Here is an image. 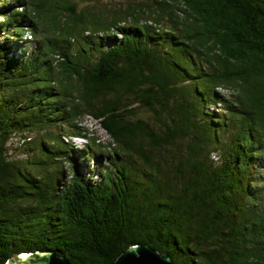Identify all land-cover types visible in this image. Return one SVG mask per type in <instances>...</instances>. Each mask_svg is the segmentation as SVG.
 I'll list each match as a JSON object with an SVG mask.
<instances>
[{
    "label": "trees",
    "instance_id": "1",
    "mask_svg": "<svg viewBox=\"0 0 264 264\" xmlns=\"http://www.w3.org/2000/svg\"><path fill=\"white\" fill-rule=\"evenodd\" d=\"M137 243L264 264V0H0V264Z\"/></svg>",
    "mask_w": 264,
    "mask_h": 264
},
{
    "label": "water",
    "instance_id": "2",
    "mask_svg": "<svg viewBox=\"0 0 264 264\" xmlns=\"http://www.w3.org/2000/svg\"><path fill=\"white\" fill-rule=\"evenodd\" d=\"M26 254V253H23ZM15 260L9 264H70L69 261L51 251H39L28 253V256ZM14 258V257H13ZM12 258V259H13ZM15 259V258H14ZM113 264H173L167 254H163L148 244H132L123 251Z\"/></svg>",
    "mask_w": 264,
    "mask_h": 264
},
{
    "label": "rangeland",
    "instance_id": "3",
    "mask_svg": "<svg viewBox=\"0 0 264 264\" xmlns=\"http://www.w3.org/2000/svg\"><path fill=\"white\" fill-rule=\"evenodd\" d=\"M74 2L77 3L78 7L81 4L84 3H88L91 2L92 0H72ZM102 1V0H99ZM122 0H120L121 3ZM129 2H136L139 0H128ZM96 4H99L98 2H96ZM34 39V37L32 38ZM81 127L86 128V136L87 137H72L70 140L72 142V144L74 145V147L78 150H81L85 144H87L88 142H91V138L95 139L96 143L102 144L104 145L107 149L111 146H113L112 144H110V138L108 136V134L106 133V131L100 126L99 122L93 118L90 115H86L84 116L78 123ZM83 156L79 158V160H83ZM106 161L105 157H100L98 159H94L90 161V163L92 165H96V166H100L102 165L104 162ZM66 166V164H65ZM15 258V259H14ZM13 259H11L12 263H16L15 260H18V257H14ZM21 258V255L20 257ZM9 264V263H7Z\"/></svg>",
    "mask_w": 264,
    "mask_h": 264
},
{
    "label": "bare ground",
    "instance_id": "4",
    "mask_svg": "<svg viewBox=\"0 0 264 264\" xmlns=\"http://www.w3.org/2000/svg\"><path fill=\"white\" fill-rule=\"evenodd\" d=\"M26 256H28V253H26V254H21V258H24V257H26Z\"/></svg>",
    "mask_w": 264,
    "mask_h": 264
}]
</instances>
